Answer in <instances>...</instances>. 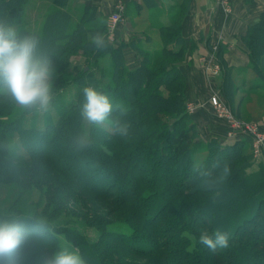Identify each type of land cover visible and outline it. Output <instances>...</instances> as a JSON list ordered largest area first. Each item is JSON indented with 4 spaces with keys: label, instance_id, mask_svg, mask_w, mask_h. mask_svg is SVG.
I'll return each instance as SVG.
<instances>
[{
    "label": "trees",
    "instance_id": "1",
    "mask_svg": "<svg viewBox=\"0 0 264 264\" xmlns=\"http://www.w3.org/2000/svg\"><path fill=\"white\" fill-rule=\"evenodd\" d=\"M24 2L27 0H12V6L0 10V23H20ZM54 3L62 6L66 0ZM69 20L68 12L55 9L43 31L20 27L16 32L37 37L39 53L53 66L79 48L92 49L96 57L109 54V69L102 74L108 73L111 81L98 91L109 97L113 111L101 125L85 124L82 87L55 122L43 128L23 127L25 111L14 120L3 119L6 101L12 97L0 85V166L40 163L37 167L47 170L36 167L32 181L56 182L58 186L43 184L48 207L29 210L30 216H13L10 210L0 214V221L18 219L29 229L34 221L43 222L30 237L27 250L19 254V264H45L59 251L60 234L80 248L86 264H264V177H249L244 163H235L251 140L233 145L218 139L195 140L183 153L175 147L176 139L184 138L180 131L184 126L187 135L197 137L196 125L186 111L184 76L175 64L182 51V47L174 49L181 43L179 28L164 26L160 48L143 51L141 65L130 69L121 49L108 43L104 35L107 25L96 27L92 22L91 10H86L82 23L72 32H67ZM84 31L92 37L103 34L107 47L97 50ZM246 42L250 67L262 75L264 16L250 25ZM233 85L232 81L224 85L225 97L227 87ZM117 126H125L127 134H118ZM15 133L25 155L11 150ZM206 146L217 152L199 166L193 153ZM143 163H148L146 169ZM225 164L235 168L221 180ZM0 179L9 181L10 177ZM74 211L84 225L95 227L96 239L66 224ZM216 230L228 234L226 248L213 251L199 243L202 231L212 235Z\"/></svg>",
    "mask_w": 264,
    "mask_h": 264
},
{
    "label": "crops",
    "instance_id": "2",
    "mask_svg": "<svg viewBox=\"0 0 264 264\" xmlns=\"http://www.w3.org/2000/svg\"><path fill=\"white\" fill-rule=\"evenodd\" d=\"M28 1L54 3V0ZM119 4L124 5L122 21L114 29L107 28L104 35L112 47L121 49L126 67H139L142 52H153L154 40L162 45L164 26L169 30L178 27L181 43L174 49L182 47V51L175 64L184 76L186 102L198 104L190 114L196 125L197 141L218 139L232 144L245 140L240 135L227 136L230 124L217 115L211 97L215 92L224 96V85L229 81L234 82L231 89L235 91L241 88L237 81L257 74L250 67L246 35L250 25L264 16V0H233L231 14L217 6L216 0H66L60 8L70 15L68 27L80 25L87 9L98 27L107 25V18ZM164 12L168 19H159ZM216 58L223 60L222 71L213 76L208 67Z\"/></svg>",
    "mask_w": 264,
    "mask_h": 264
},
{
    "label": "rangeland",
    "instance_id": "3",
    "mask_svg": "<svg viewBox=\"0 0 264 264\" xmlns=\"http://www.w3.org/2000/svg\"><path fill=\"white\" fill-rule=\"evenodd\" d=\"M22 4L24 6V13L22 14L21 19L22 21L20 23L14 21L12 25L15 31L20 27H28L31 29L43 31V29L45 28L47 17L52 12H54L55 9H61L60 6L58 4L55 5V3L45 4L42 2H29L27 0V2H24ZM9 6H12V0H0V10L8 8ZM159 19L167 20L168 18L165 14ZM108 20L109 17L107 18V28H109ZM75 28L76 26H69L67 31L72 32L73 30H75ZM86 28L83 27L84 30ZM84 35L86 39L90 40L93 38L91 33H85V31ZM154 41L153 46L155 47V49H159L161 46L160 42ZM152 50L154 51V49ZM92 52V49L85 50L84 48H79L67 53V55L64 57V60L59 61L56 65H54L56 72L52 82L53 99L51 107L48 111L41 110L38 107L30 108L27 110L16 104L12 98H9L8 101H6L7 108L2 111L3 119L14 120L15 118H19L16 114L25 111L27 114L24 116L26 117L22 118V122L20 123V125H22L23 127H30L35 125L43 128L46 123L55 122L59 115L68 108L79 88L91 86L98 90L99 88L104 87L108 81H111L110 75L108 73H104V76L102 74L103 71L109 69L110 56L109 54H105L103 56L101 55L100 57H96L95 54H92ZM217 61L219 62L221 69L218 74H212L209 71V73L213 76L220 75L222 71V61H220L219 58H217ZM214 63L215 62H212L211 65L209 64L210 67H213ZM259 66L261 68L262 75H259L257 73L256 75L246 77L250 80L245 79L243 81L242 79H240L239 81H237L238 83L236 82L241 86V88H239L238 90L233 91L232 89H229L227 87L226 90L228 98L225 97V95L223 96L220 92H215V94L220 96L224 101L227 102L228 105H230L234 115L242 122L248 125L258 126L260 132L264 133V60L260 59ZM157 69L159 70V68L157 67L156 69H154V72H156ZM92 79L95 80L92 81ZM111 86L115 87V84L111 82ZM190 104H192L193 109H190L189 111L188 107ZM12 106L14 107L12 108ZM197 106V103L186 102V111L190 115L194 112ZM224 119L229 122L227 118ZM173 121V118L170 119L171 123H173ZM85 124L90 125V123L86 120ZM229 124L230 128L227 132V136L229 138H233L229 135V132L233 130L237 137L240 135L241 137H245V140H251L249 133L247 131H244L242 127L234 129L230 122ZM185 128V126L183 129H180L179 127L180 131L182 130V136L184 137L183 139L185 141L182 142L183 139L179 141L176 139L175 141V147L178 149L179 153L185 152L186 148L193 144V141H197V138L186 134ZM11 130H13V127H11ZM11 138L12 152H16L17 155H25V152L23 150L24 148L22 147V145H20L18 134H12ZM237 142H239V140L232 144L220 141V143L224 145H233L237 144ZM211 150L212 149H210L208 146L197 148L193 153L194 162L199 166L208 163L209 159H207V156L217 152L214 149V151ZM205 159L207 161L204 163ZM238 162L244 163V171L249 177H264V148L259 153H257L252 141L251 145H247L246 148H244L243 154L235 162L237 166H239ZM32 163H34V166L28 164L30 165V167H27V165H10L7 163L4 165L2 164V167L0 166V176H3L4 178L6 176L10 177L9 181H2V179H0L1 215H4L10 210L9 212H12L13 216H20L21 214L30 216V214H28L29 210H33L35 212L39 208V206L40 208H43L44 206L48 207V193H46V190L44 191V189H46L45 186H47V188H51L54 186L57 188V183L44 182L47 185L43 187L44 183H42L41 181L43 179H40L41 183L33 182L32 179L37 176L36 171L38 169L42 170L41 172H44L47 169L38 168L40 166V163ZM141 165L145 169L148 167V163H143ZM232 168L235 167H230V169ZM41 176L44 175L41 174ZM67 210L68 212L73 211V209L70 210L68 208ZM75 212L76 211H74V213ZM65 222L69 226H74L78 231L84 233L90 239L94 240L99 235L95 227L86 224L84 225L83 219L81 218V216L79 217L77 213L70 214ZM58 244L59 250L73 245L64 234H60L58 236ZM77 249L81 254L80 248L77 247Z\"/></svg>",
    "mask_w": 264,
    "mask_h": 264
},
{
    "label": "clouds",
    "instance_id": "4",
    "mask_svg": "<svg viewBox=\"0 0 264 264\" xmlns=\"http://www.w3.org/2000/svg\"><path fill=\"white\" fill-rule=\"evenodd\" d=\"M97 50L107 47L101 33L93 36ZM39 40L33 35L17 34L11 25L0 23V85L16 104L29 109L38 107L48 111L52 104V82L56 69L45 55L39 53ZM84 102L81 116L90 124H103L113 111V104L106 94L94 87L83 88ZM116 132L127 134L125 126H117ZM81 144L84 141L80 142ZM231 169L225 164L221 180L227 178ZM42 221H34L29 229L20 220L0 221V264H19V254L27 250L30 237L42 228ZM229 237L216 230L212 235L202 231L199 243L210 250L226 248ZM45 264H86L75 245L63 248L45 260Z\"/></svg>",
    "mask_w": 264,
    "mask_h": 264
},
{
    "label": "built area",
    "instance_id": "5",
    "mask_svg": "<svg viewBox=\"0 0 264 264\" xmlns=\"http://www.w3.org/2000/svg\"><path fill=\"white\" fill-rule=\"evenodd\" d=\"M226 14H231L233 12V0H217L216 3ZM124 9L123 4H119L117 6V10L109 16L108 26L110 29H114L122 20V11ZM221 66L215 60L213 67H208V70L212 74H218L220 72ZM211 102L213 106L216 108L218 115L221 118H227L229 122L232 124L234 129L242 127L244 131H247L251 137V141L255 147L257 153H259L264 148V133H261L258 126L256 125H248L242 122L239 118H237L230 105L227 104L220 96L217 94L212 95ZM190 109H193L192 104L189 105ZM231 137H236L237 135L234 133L233 130L229 132Z\"/></svg>",
    "mask_w": 264,
    "mask_h": 264
}]
</instances>
